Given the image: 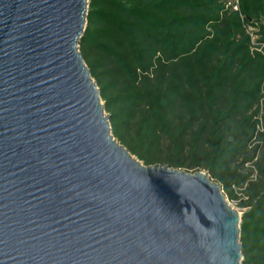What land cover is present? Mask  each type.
<instances>
[{
    "label": "water",
    "instance_id": "water-1",
    "mask_svg": "<svg viewBox=\"0 0 264 264\" xmlns=\"http://www.w3.org/2000/svg\"><path fill=\"white\" fill-rule=\"evenodd\" d=\"M88 0H0V264H241L203 172L113 137L79 51Z\"/></svg>",
    "mask_w": 264,
    "mask_h": 264
},
{
    "label": "trees",
    "instance_id": "trees-1",
    "mask_svg": "<svg viewBox=\"0 0 264 264\" xmlns=\"http://www.w3.org/2000/svg\"><path fill=\"white\" fill-rule=\"evenodd\" d=\"M88 0L79 51L114 139L144 166L245 186L241 264H264V0ZM246 27H252L259 51ZM254 162L256 177L245 165Z\"/></svg>",
    "mask_w": 264,
    "mask_h": 264
},
{
    "label": "built area",
    "instance_id": "built-area-1",
    "mask_svg": "<svg viewBox=\"0 0 264 264\" xmlns=\"http://www.w3.org/2000/svg\"><path fill=\"white\" fill-rule=\"evenodd\" d=\"M237 4H238V0H229V3H228V5H232L233 11H236V12L238 11ZM254 31L255 30L252 27H246V33L250 36L252 46L257 47L259 49V51H260L262 49L263 45L256 41L257 40V36L254 35V33H255ZM258 120L260 122H259V124L257 125V128H256L257 132L255 134V137L252 140L253 142L250 145L249 149H252L253 146H255L256 144L260 143L259 141H257L258 134H261V133L264 132V128H263V125H262V122H261V117H258ZM258 155H259V151L256 152L253 161L250 162V163H247L245 165L246 168H248V169L253 171V174H252L251 178H255L256 174H257L256 170H255V167H254V162L257 160ZM244 189H245V186L242 187V188H234L235 193H236V195L238 197V199L235 200L237 203H239V201H241V200H247V198L243 194Z\"/></svg>",
    "mask_w": 264,
    "mask_h": 264
},
{
    "label": "rangeland",
    "instance_id": "rangeland-1",
    "mask_svg": "<svg viewBox=\"0 0 264 264\" xmlns=\"http://www.w3.org/2000/svg\"><path fill=\"white\" fill-rule=\"evenodd\" d=\"M181 171H185V172H187V173H195V172H193V171H190V170H186V169H182ZM198 172H203V173H205L204 171H198ZM206 174V173H205ZM207 175V174H206ZM208 176V175H207ZM209 177V176H208ZM209 179H210V177H209ZM211 180V179H210ZM213 181V180H212ZM222 192V191H221ZM222 194H223V192H222ZM226 199V198H225ZM226 201L228 202V204L233 208V209H235V210H237L239 213H243L244 212V210L239 206V203H237L236 201L234 202V201H229L228 199H226Z\"/></svg>",
    "mask_w": 264,
    "mask_h": 264
}]
</instances>
